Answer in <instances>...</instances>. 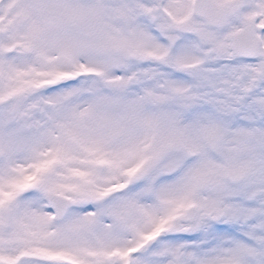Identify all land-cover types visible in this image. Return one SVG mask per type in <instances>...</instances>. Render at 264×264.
<instances>
[{
  "label": "snow or ice",
  "instance_id": "obj_1",
  "mask_svg": "<svg viewBox=\"0 0 264 264\" xmlns=\"http://www.w3.org/2000/svg\"><path fill=\"white\" fill-rule=\"evenodd\" d=\"M0 264H264V0H0Z\"/></svg>",
  "mask_w": 264,
  "mask_h": 264
}]
</instances>
